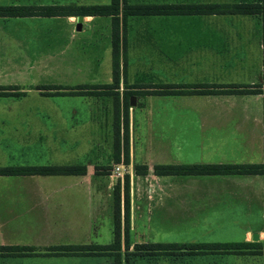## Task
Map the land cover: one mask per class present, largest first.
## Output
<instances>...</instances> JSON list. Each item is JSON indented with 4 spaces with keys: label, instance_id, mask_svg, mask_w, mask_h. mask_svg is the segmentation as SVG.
<instances>
[{
    "label": "crops",
    "instance_id": "obj_1",
    "mask_svg": "<svg viewBox=\"0 0 264 264\" xmlns=\"http://www.w3.org/2000/svg\"><path fill=\"white\" fill-rule=\"evenodd\" d=\"M73 1L69 2L72 4ZM128 1L151 3L149 0ZM109 2L86 0L87 4ZM251 2L259 1L183 0L168 3ZM54 4L66 3L60 0H0V5ZM134 18H137L132 25L135 33L130 37L129 20ZM61 19L65 21L60 23ZM98 20H105L102 22L108 30L109 42L105 44L108 57H104L110 61V16H83L79 31L94 29L100 23ZM75 24L76 16L0 17V85L13 87L14 93L0 96V166L58 163L53 159L59 158V109L68 104L44 103L36 97L38 89L35 85L58 83L60 77L71 76L67 73L60 76L57 70L48 71L37 63H58L60 52L70 54L69 49L63 48L78 32ZM59 28L67 38L62 48ZM126 31L128 69L121 72L120 84L126 77L130 83L138 82L146 88L185 85L196 90L186 94L133 96L137 98V105L130 111V164H127L130 189L138 185L153 190L155 194H150L156 199L151 201V210H148L150 203L144 194L139 197L138 207V193H132L130 205L133 208L129 214L134 218L137 214L140 228L145 230L157 214L161 217L159 220L166 223L189 222L194 223L192 227L210 231L213 237L220 239L212 240V243L261 244L259 250H247L261 251V254L234 255L219 250L210 255L195 256L191 262L264 264L262 175L153 173V166L157 164L263 162L264 80L260 16H129ZM89 57L90 60L86 56V78L91 80L86 84L112 83L110 79L100 80L98 68L101 62L91 54ZM258 84L261 94L211 91ZM64 127L62 130L69 132L67 123ZM94 139L95 136H91L89 142ZM134 164L146 165V175L133 174ZM92 174L88 164L85 175H0V246L34 249L31 254L0 255V264H113L106 255H56L48 251L57 245L108 244L112 241L110 219H100L99 209L94 204L103 199V192L109 185L92 180ZM236 231L240 233V240L233 238ZM254 233L258 235L257 241L252 240ZM130 264H140V257Z\"/></svg>",
    "mask_w": 264,
    "mask_h": 264
},
{
    "label": "rangeland",
    "instance_id": "obj_2",
    "mask_svg": "<svg viewBox=\"0 0 264 264\" xmlns=\"http://www.w3.org/2000/svg\"><path fill=\"white\" fill-rule=\"evenodd\" d=\"M69 1L72 0H60V2L71 4ZM170 1L183 2V0H149L148 2H151L149 4H185L168 3ZM73 2L74 3L72 4L75 5L87 4L86 0H74ZM125 2L134 4L128 0H125ZM128 17L129 16L123 17L122 13L119 14V29L120 37L122 39L119 47L120 76L121 72L124 73L128 69L125 54V38L127 32L126 19ZM136 19L137 18L129 20V26L133 29H130V37L135 33V28H132V25L137 21ZM63 21L65 20L61 19L60 23ZM98 21H100V23H98V26L94 29L85 30L84 28L82 31L75 32L76 36L74 40L67 43V46L63 48L65 51L69 49L70 54L67 55L60 52L58 55L60 61L58 63H50L47 61L37 63L40 67L42 66L44 69H48V71L57 70L60 76L64 73L70 74L71 76L65 78L60 77L58 83L53 82L52 84H48L41 82L35 85V88L38 89L36 92L38 94L35 95L44 103L47 101H58L59 104L66 103L69 106L68 107L64 104L63 107L65 108L59 109V158H54V162L58 163H53L52 165H85L87 172V165L89 164L91 171L93 172L91 175L92 180L101 183L106 182L109 185V188L105 189L103 192V199L97 200L99 203L96 202L94 204L99 209L100 219H110L112 231L114 228L116 195L119 193L121 210L120 249L112 252V256L106 255L111 258L113 264L117 255L120 257L121 264H126V255L133 256L135 254H139L140 264L142 262H145L146 264H197L196 262H191V259L195 256L210 254L192 253L188 250H180L176 252L171 250L169 252L141 251V253H136L134 248V245L137 243H212V240H220L213 237V234L210 231L206 232L203 231V228L192 227L194 223H176L171 221L166 223L160 221L159 219L161 217H158L157 214L152 217V222L149 223V228H146L145 230L140 228V221H137L139 219L138 215L136 214L134 218L133 215L129 214L130 210L133 208V206L130 205L132 193L135 195L138 193L137 197L139 200H136L138 207L141 203L139 197L144 194L143 197L150 203L148 204V210H151V201L156 199L155 196L153 198L152 194H155V191L153 190L150 191L145 187H137L138 185H136L133 190L130 189V172H127L130 171V169H128L125 159L126 148L128 147L129 149L127 137L130 135V111L137 105V98H135L134 105L130 104V98L132 96L137 97L143 94L146 90H154L157 88H146V85H142L138 82L130 83L126 77L123 78L122 84H120L121 79H119L118 84L113 83L112 86H107V84H94L92 85V88L88 90V95H64L63 92H68V89L58 90L49 88L56 85H64L62 83L63 81L70 83L65 84L64 86H74L90 82L89 80L91 79L86 78V56L87 59L90 60L89 54H91L92 57H97L101 62L98 68L101 77L100 80L103 81L110 79V81L113 82L111 76L112 45L111 60L109 61L108 58L105 59L104 57H108L105 47V44L109 42L106 37L108 30L106 29L104 22H102L105 20ZM190 31L191 30H186V32ZM59 32L60 35H62L59 39L60 48H62V45L65 46L67 38L62 32V28H59ZM111 34L112 31L110 29V42ZM34 45L39 46L40 44L34 43ZM102 56L104 59H102ZM44 57L49 56L44 55ZM29 64L30 63L28 62V66ZM56 66L57 68H55ZM154 86L158 87V85ZM189 88L190 87L184 85V87H180L178 90H189ZM10 92L12 91L10 90ZM12 94L14 93L12 92ZM52 96H57V98H51ZM86 104H88L87 108ZM64 123H67L66 129L69 131L67 133L62 130L65 128ZM66 134H68V137H66ZM91 136H95V139L89 142ZM90 149H92V152ZM118 155L120 161L116 162V157ZM16 164L18 163H9V165ZM119 164L122 166H120V169H117ZM128 164H130V153ZM134 165L132 166L131 171L136 175ZM126 186L127 191L125 189ZM126 206L128 207L129 214L128 225L125 221ZM134 209H136V207H134ZM145 224L146 227H148V223ZM132 226L133 229L131 228ZM239 235V231H236L233 235L235 237L233 238L240 240ZM101 240H106V238H101ZM231 254L236 255L235 253ZM142 259H144V261H141Z\"/></svg>",
    "mask_w": 264,
    "mask_h": 264
},
{
    "label": "trees",
    "instance_id": "obj_3",
    "mask_svg": "<svg viewBox=\"0 0 264 264\" xmlns=\"http://www.w3.org/2000/svg\"><path fill=\"white\" fill-rule=\"evenodd\" d=\"M251 3H185V4H129L125 0H110L107 4H54V5H0V17H29V16H111V45H112V78L113 82L107 84L112 86L118 84L120 79L119 47L120 37V19L119 14L127 16H148V15H196V14H258L261 19V39H262V65L264 80V0ZM125 21V20H124ZM157 88L146 90L143 94H186L194 93V87L189 90H178L184 85H160L158 87L149 86L148 88ZM52 89H68L63 92L64 95H88V90L92 88L90 84H77L74 86L56 85L49 87ZM11 86L0 85V96L13 95ZM86 90V91H83ZM223 93L235 94H261V85L253 86H229L224 90H211ZM61 94V93H57ZM128 140V137H127ZM263 152H264V97H263ZM119 155L116 162H119ZM125 163H129V149L126 148ZM134 170L137 175H145L148 172L146 165L135 164ZM86 173L85 165H13L0 166V175H84ZM153 173L156 175H248L260 174L263 176L264 184V160L258 164H230V163H198V164H157L153 166ZM127 191V186H126ZM119 193L116 195L113 241L108 244H68L57 245L48 249L49 252L56 255H111L112 252L120 249L121 220ZM263 203H264V185H263ZM125 221L128 225V207L126 206ZM136 253L142 252H169L188 250L192 253L212 254L219 250H225V253L235 254H261L256 251L261 248L259 242H240V243H137L134 245ZM256 249L247 251L248 249ZM34 249L25 246L6 245L0 246V255H24L31 254ZM254 252V253H253ZM139 254L126 255V264L137 260ZM112 256V255H111ZM116 256V255H115ZM114 264H121L120 257L117 255Z\"/></svg>",
    "mask_w": 264,
    "mask_h": 264
},
{
    "label": "water",
    "instance_id": "obj_4",
    "mask_svg": "<svg viewBox=\"0 0 264 264\" xmlns=\"http://www.w3.org/2000/svg\"><path fill=\"white\" fill-rule=\"evenodd\" d=\"M82 20H83V16H81V15L76 16V27H75V29L77 31L81 30V28H82ZM130 104L131 105H134L135 104V99H134L133 96L130 98ZM252 240L253 241H257L258 240V235L256 233H254L252 235Z\"/></svg>",
    "mask_w": 264,
    "mask_h": 264
},
{
    "label": "built area",
    "instance_id": "obj_5",
    "mask_svg": "<svg viewBox=\"0 0 264 264\" xmlns=\"http://www.w3.org/2000/svg\"><path fill=\"white\" fill-rule=\"evenodd\" d=\"M118 169V168H117Z\"/></svg>",
    "mask_w": 264,
    "mask_h": 264
}]
</instances>
